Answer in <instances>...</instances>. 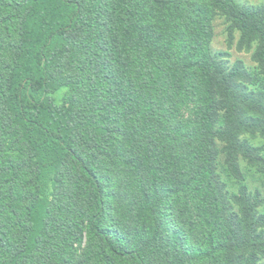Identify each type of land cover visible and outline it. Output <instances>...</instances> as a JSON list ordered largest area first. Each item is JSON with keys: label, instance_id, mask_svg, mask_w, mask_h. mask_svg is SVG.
<instances>
[{"label": "trees", "instance_id": "obj_1", "mask_svg": "<svg viewBox=\"0 0 264 264\" xmlns=\"http://www.w3.org/2000/svg\"><path fill=\"white\" fill-rule=\"evenodd\" d=\"M259 137L264 4L0 0V264H264Z\"/></svg>", "mask_w": 264, "mask_h": 264}, {"label": "rangeland", "instance_id": "obj_2", "mask_svg": "<svg viewBox=\"0 0 264 264\" xmlns=\"http://www.w3.org/2000/svg\"><path fill=\"white\" fill-rule=\"evenodd\" d=\"M241 4H246L247 6H257L260 4H264V0H237ZM214 39L212 42V48L214 52H225L228 53V57H226V61L229 62V66L232 67L237 61L244 62L246 68L250 71H255L257 69L256 63L252 59V54L237 50V42L234 45L230 46L228 44V36L226 33V24L225 20L222 17H218L214 22ZM63 94H57L58 101L62 99ZM256 145L264 146V139L256 138L253 141ZM251 178H249V185L251 189L259 188L262 189L261 182L257 175L253 172L250 173Z\"/></svg>", "mask_w": 264, "mask_h": 264}]
</instances>
